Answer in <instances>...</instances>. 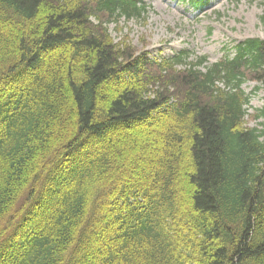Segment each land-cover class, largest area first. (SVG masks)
<instances>
[{
	"label": "trees",
	"instance_id": "obj_1",
	"mask_svg": "<svg viewBox=\"0 0 264 264\" xmlns=\"http://www.w3.org/2000/svg\"><path fill=\"white\" fill-rule=\"evenodd\" d=\"M149 8L0 0V264H264V41L152 60Z\"/></svg>",
	"mask_w": 264,
	"mask_h": 264
},
{
	"label": "rangeland",
	"instance_id": "obj_2",
	"mask_svg": "<svg viewBox=\"0 0 264 264\" xmlns=\"http://www.w3.org/2000/svg\"><path fill=\"white\" fill-rule=\"evenodd\" d=\"M152 11L145 20L107 26L115 43L130 42L138 55L156 61L170 59L179 51L194 57L205 56L207 65L232 55V46L247 39L264 41V0H208L199 10L191 9L182 0H143ZM256 84L245 79L240 89L249 97L245 126L260 129V120H253L254 109L263 105V91H254ZM218 88H222L219 86Z\"/></svg>",
	"mask_w": 264,
	"mask_h": 264
}]
</instances>
